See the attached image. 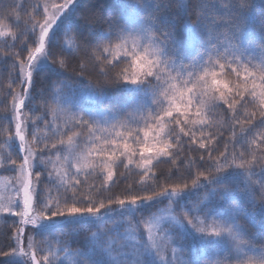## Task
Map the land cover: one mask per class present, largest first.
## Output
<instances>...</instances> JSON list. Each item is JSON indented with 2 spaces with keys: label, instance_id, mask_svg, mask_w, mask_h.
I'll list each match as a JSON object with an SVG mask.
<instances>
[{
  "label": "snow or ice",
  "instance_id": "6c2138e0",
  "mask_svg": "<svg viewBox=\"0 0 264 264\" xmlns=\"http://www.w3.org/2000/svg\"><path fill=\"white\" fill-rule=\"evenodd\" d=\"M173 4L174 0H119L118 6L114 0H52L43 4L42 18L35 19L41 15L37 3L27 13L23 31L14 36L12 44H6L4 58L15 57L12 69L19 68L21 91L11 90V111L0 116V131L11 133L14 125V136L9 135L5 143L18 140L19 151L17 159L11 154L7 158L8 170L17 174L16 197L7 202L0 198V212L19 217V221L13 224L10 239L0 244V264H57L59 252L67 251L73 236L85 226H97V231L91 234L92 251L79 252L77 264H204L208 251L219 249L223 258L210 264H264V248L254 246L255 231L248 230L257 223V214L264 230V151L258 156L253 148L264 150V131L260 130L264 129V7L258 8L255 0H223L220 4L188 0L176 8ZM185 33L197 42L187 53ZM4 35L0 30V36ZM20 36L26 39L12 53ZM81 54L78 66L72 67L74 75H69ZM97 69L104 83L124 94L127 111L103 108L98 119V112L83 110L65 117L58 107L32 120L30 129L23 110L31 100L39 96L46 103V93L51 91L49 98L56 103L64 89L82 83L86 73ZM53 76L63 79L51 80ZM83 87L95 95L104 91L97 92L90 83ZM222 106L230 113L226 119L233 121L231 151L226 142L214 156L219 139L208 129ZM241 109L245 110L242 121L238 119ZM46 115L53 121L65 120L63 130L47 120L45 127L66 140L49 145L48 137L41 139L38 121ZM236 123L248 125L239 136ZM254 128L257 134L249 140ZM184 137L207 153V160L203 153L198 161L189 160L187 177L180 178L183 184L161 186L160 191L148 189L144 177L150 175L153 161L172 158ZM33 143L43 147L34 151ZM137 149L136 167L143 173L137 183L145 187L136 191L129 185L120 195L104 196L103 191L115 182L114 169L121 164L129 168ZM52 151L57 159L49 155L45 160L44 154ZM40 162L45 167L51 163L55 175L49 171L44 177ZM98 168L103 183L96 192L92 186L82 191L81 174L92 175ZM151 176L155 182V174ZM164 179L171 180V175ZM41 183L48 185L46 191L41 190ZM199 189L205 190L202 200L190 207L182 202ZM141 191L150 194L141 195ZM165 199L166 209L160 214L150 212ZM214 202L223 211H217ZM173 206L184 211L183 220L172 214ZM137 212L142 215L133 228ZM144 212L149 215L145 217ZM117 216L121 219L114 220ZM108 220H113L111 228L100 227ZM165 220L171 224L161 235ZM122 224L133 234L129 238L139 236L132 253L127 243L117 247L112 236L113 232L119 235ZM140 224L145 226L144 233L139 232ZM175 225L179 230H174ZM46 233H58L54 239L57 244L64 240V247L54 250L49 242L37 240ZM169 248L171 259L167 258ZM178 251L191 255L177 259Z\"/></svg>",
  "mask_w": 264,
  "mask_h": 264
},
{
  "label": "trees",
  "instance_id": "16d2710c",
  "mask_svg": "<svg viewBox=\"0 0 264 264\" xmlns=\"http://www.w3.org/2000/svg\"><path fill=\"white\" fill-rule=\"evenodd\" d=\"M40 1L44 0H0V24H3L4 27L3 30L5 32L4 37L2 40H0V116L5 115L6 112L10 113L11 111V103L14 93L11 91L12 89H15L16 92H20V86H19V79H18V72L19 68L17 67L15 72L12 69V63L15 59L14 56H10L7 59L4 58L5 50H6V44H12L14 42V36L21 33L25 27L26 21H28V15L27 13H31L33 7ZM147 1V0H146ZM150 2V0H148ZM56 2L60 3L62 0H56ZM210 2H215L217 4H220L223 2V0H210ZM256 5L258 8L264 7V0H255ZM114 3L119 4V0H114ZM186 3H188V0H186ZM180 0H174L173 7L176 8L180 5ZM19 6H23L22 8ZM40 16H36L35 19H41L43 10L40 7L39 8ZM18 14V15H17ZM9 16V19H4L5 16ZM18 24V27H15L14 25ZM30 27V23L28 25ZM62 40L64 39L63 35L60 37ZM26 39L25 36H20L19 40L15 41L16 46L11 49L12 53L18 52L20 49L21 41ZM185 39V50L186 53L191 50L192 47L189 46V38L187 37V34L185 33L184 36ZM23 55H27V50L23 52ZM77 64L72 65L69 70V75H74L72 73V67L78 66V60ZM51 59V58H50ZM187 63V61H185ZM97 71H91L90 74L86 73L82 77V83H77L73 88L64 89L61 98L54 103L52 99L49 97L51 96V91L46 93L45 101L46 103H42L39 96H37L35 99L31 100L28 103V107L24 109V113L27 116V119L29 120V125L31 129V122L36 117L41 116L42 114H45L48 109H56V107L60 104H69V102H74V104H69V112H76L79 113L81 110L85 111V107H89L92 109H95L96 112L99 113L98 119L103 116V113L100 112L103 108H111L113 110L121 109L123 111H127L126 104H125V98L124 94L115 88L113 85H108L104 83L105 77L100 76L97 74ZM15 79L16 82L12 83V80ZM56 79H63V77H51V80ZM51 83V81H49ZM91 84L93 89H95L97 92L101 88L104 89L102 95H96L101 99V102L96 107H91L84 101H82L81 97L84 94H90L83 86ZM11 86V87H10ZM95 95V94H93ZM81 99V100H80ZM31 107H35L37 109L34 113H29L28 109ZM252 109L249 108L248 111H251ZM244 109L240 110V116H238L239 120H243L244 116ZM230 116V113H228L227 107L222 106L221 108H218L216 112L212 116L213 120V126L208 129L210 133L213 135H217L219 139V144L217 146V151L213 153V155H218L219 151H222L224 149V145L226 142H229V150L231 151V143L232 140V134H233V121L230 119H226V117ZM50 121V116L46 115L44 120L38 121V129L37 134L41 135L39 133L42 132V130L45 128V121ZM6 126L7 122H2ZM223 125V126H221ZM44 127V128H43ZM247 128V124H241L236 123L235 124V132L237 136L241 133V128ZM261 131H264V129H260ZM47 137L51 139L50 137V129H47ZM257 129H253L251 133H249L248 139H252L257 134ZM15 128L14 125L12 126V131L9 133L8 131H0V158L4 161H7V158L5 157V149L7 147H10L13 151L16 152L17 146L16 143H13L9 141L8 143H5V141L8 139L9 135L14 136ZM197 138H199L200 133L197 132ZM61 137L59 134L56 136H52V139ZM64 138V137H62ZM142 138V135H141ZM28 140L31 142L32 136H31V130L28 134ZM60 140V139H59ZM52 141V140H51ZM48 142L49 145L53 142ZM58 140H54L56 142ZM32 147L34 150H38L40 147H43V144L37 145L32 144ZM198 145H194L190 143L189 137L183 138V145L181 148L177 149L175 151V155L172 158L165 159L164 162L154 163L150 169V175L145 176L144 179L146 181V186L148 189H154L155 191H160L161 186L163 187H171L172 185L176 183L183 184L185 180L180 179L181 177H187L188 172V161L189 160H199V156L203 153V150H197ZM254 150L256 151V154L259 156L261 151H264L262 149H256L255 146H253ZM237 151H239V147H237ZM51 154V153H50ZM49 153H45L44 156L47 158ZM205 155V159L207 160V153H203ZM12 159H17V157L11 156ZM19 160H17V163L19 164ZM5 167V166H4ZM4 167H1L0 173L3 176H11L13 174L12 172H9V170H6ZM39 170L43 171L42 168H39ZM202 170V169H201ZM259 170L258 168L256 169ZM193 174L195 173V168L192 169ZM151 173L155 174L156 180L154 182ZM34 175V174H33ZM171 175V180H165L164 178ZM143 176V173H140L138 171L132 170V169H126L124 164H121L118 168L114 169V183L111 184L110 189L104 190L103 195H120L122 194L129 185L133 186V189L136 191H139L141 188L145 187L144 185H139L137 182L141 179ZM35 177V175H34ZM43 179V177H42ZM80 180L84 182L82 191H87L89 186H92V191L96 192L97 189L100 187V185L104 181V176L100 175V172L96 170L95 173L92 175L85 176L81 174ZM186 182L191 185V179H186ZM41 190H47L48 185L41 183L40 184ZM63 189H61L62 191ZM53 195H55V190L52 192ZM141 195L144 194H150L149 192H140ZM259 194V190H258ZM205 196V190L199 189L191 194V196H186L184 198L183 203L187 204L189 207L193 204L197 203L198 201L202 200ZM216 202L213 203V207L217 211H223V208L216 204ZM215 205V206H214ZM168 206L167 200H163L162 203L155 205L150 212L151 213H157L160 214V211L163 209H166ZM182 219L184 218V211L179 207H174V212ZM142 213L137 212L135 221L139 222L141 219ZM143 215L147 217L149 215V212H144ZM130 217H124V219ZM120 217H114V220H120ZM18 218L13 216H0V244L6 243L10 239V234L14 232L13 224L18 223ZM133 221V223L135 222ZM260 217L259 214H257V223L254 226H250L248 228L249 231H255V237L256 239L253 241L254 246L256 248H264V230H261L259 226ZM113 225V220H108L104 224L100 225V227L104 229H109ZM97 231V226H85L77 231V233L73 236L70 243L67 245V251H70L72 253H75L77 256H79V259H81V256L78 254L79 252L89 251L92 246V239L91 234L92 232ZM58 235V233H46L44 236L37 237L38 241H47L52 245L53 249H60L64 247V240H61L60 244H57L54 237ZM66 239V238H65ZM43 246V245H41ZM66 252V251H61ZM179 258L187 259L191 255L189 253L187 256L183 255L178 251ZM223 250L219 252H213L210 253L208 256L204 259V264H210L212 261L220 260L223 258Z\"/></svg>",
  "mask_w": 264,
  "mask_h": 264
},
{
  "label": "rangeland",
  "instance_id": "374dc122",
  "mask_svg": "<svg viewBox=\"0 0 264 264\" xmlns=\"http://www.w3.org/2000/svg\"><path fill=\"white\" fill-rule=\"evenodd\" d=\"M45 2H47V3H51L52 2V0H44V1H40L39 2V4L41 5L40 7L42 8V10H43V4L45 3ZM55 2H56V0H55ZM145 2H149L148 0L146 1L145 0ZM56 3H58V2H56ZM180 3H185L186 4V0H180ZM4 36H0V40H2V38H3ZM188 43H189V46L190 47H192L193 45H194V43L195 42H193V41H191V40H189L188 41ZM81 99H82V101H84L85 103H87L88 105H90L91 107H96V106H98L99 105V103L101 102V99L99 98V97H97L96 95H93V94H84V95H82V97H81ZM80 99V100H81ZM69 104H74V102H69ZM68 104V105H69ZM66 103L65 104H60V105H58L56 108H62L63 109V112H64V114H65V117L67 116V115H69V114H71L70 112H69V106H68ZM86 109H85V111H93V112H96V110L95 109H92V108H89V107H85ZM24 111V110H23ZM50 121H52V123H54V124H56V125H59V127H60V129L61 130H63L64 129V127H65V120L64 119H56V120H52V117L50 116ZM44 128V127H43ZM48 128H44L43 130H42V132L41 133H39V134H41V135H39L40 137H41V139H43L44 137H47V130ZM73 131H75V129H73ZM70 134V133H69ZM58 135V134H57ZM52 132L50 131V137H51V139L50 138H48V142H50L51 140V142H54V140H59V139H62V137H59V138H55L54 137V139H52ZM63 139H65L66 140V136H64V138ZM141 139H143V137L141 138ZM29 141V140H28ZM15 143H16V146H17V150H16V152L15 151H13L12 149H10V147H7L6 149H5V154H6V158H8V156H9V154H11V156H14V157H16V153L19 151V148H18V140L17 141H15ZM31 147H32V144H31ZM32 149H33V147H32ZM34 150V149H33ZM34 151H36V150H34ZM64 154V152L62 151L61 153H60V155H63ZM51 159L53 160V161H55L56 159H57V153L55 152V151H52L51 152ZM48 158V157H47ZM47 158H45V160H47ZM132 159H133V164L131 165V166H129V168L128 169H132V170H135V171H138V172H140V173H142L141 171H140V169H138L137 167H136V165H137V163L139 162V151H138V149H137V155L135 156V157H132ZM61 163H62V161H61ZM125 163H127V161L125 160ZM154 163H156V161L154 160L153 161V164ZM5 166V167H4ZM1 167H4L6 170H8V169H10V167H11V165L7 162V161H4L3 159H1L0 158V171H1ZM40 168H42L43 170H44V177H46L47 176V173L49 172V171H53V174L55 175V171H54V169H53V165L51 164V163H49V164H47V166L45 167V164H44V162H40ZM57 168H59V165H57ZM61 172L63 171V169L62 168H60L59 169ZM97 171H99L100 173H101V171H102V169H100V168H98L97 169ZM9 172H12L13 174H11V176H3L1 173H0V198H2V200L4 201V202H7L8 200H9V198H15L16 197V192H15V190H14V186L16 185V172H14V171H11V170H9ZM103 176V175H102ZM33 183H34V185H35V177H34V175H33ZM186 197V196H185ZM166 200V199H165ZM167 203H168V201H167ZM216 204H218V203H216ZM215 204V205H216ZM214 205V206H215ZM173 207H175V206H173ZM19 209H17V211H18ZM173 215H175L178 219H180V220H183L181 217H179L177 214H175V213H172ZM0 216H10L8 213H4V212H0ZM13 217H16V216H13ZM18 218V220H19V217H17ZM125 220H129V218H126ZM138 222V221H137ZM136 221L133 223V228H135V226H136V223H137ZM171 224V221L170 220H165V221H163L162 222V227H161V229L159 230L160 231V233H161V235L163 234V231H164V228H165V226H168V225H170ZM112 227V226H111ZM110 227V228H111ZM127 228H128V225L127 224H122L120 227H119V235H117V233L116 232H113L112 233V236L115 238V240H116V246L117 247H119L121 244H123V243H127L128 245H129V252L130 253H132L133 251H134V248H135V245H136V240L137 239H139V236L138 235H135L134 236V238H129L130 237V235H133V234H130L129 232H127L126 230H127ZM174 230H179V225H175L174 226ZM154 231H155V229H154ZM139 232L140 233H144L145 232V226L143 225V224H140L139 225ZM28 234L29 235H31L32 233H31V226H29L28 227ZM106 238V237H105ZM161 237L160 236H158L157 237V239L159 240ZM144 239L146 240V235L144 236ZM93 241H92V245H93ZM27 244V240H25V245ZM54 250H57V249H54ZM222 249H219V250H215V251H213V250H209L208 251V253L205 255V257L206 256H208L210 253H213V252H219V251H221ZM92 251V246H91V249L89 250V252H91ZM177 259H180L179 258V254H178V252H177ZM112 256H116V252H113L112 253ZM106 259L108 258V257H105ZM167 258L168 259H171L172 258V252H171V248H169L168 250H167ZM80 259H79V256H77L75 253H72V252H70V251H66V252H59V254H58V260H57V264H77V261H79Z\"/></svg>",
  "mask_w": 264,
  "mask_h": 264
}]
</instances>
